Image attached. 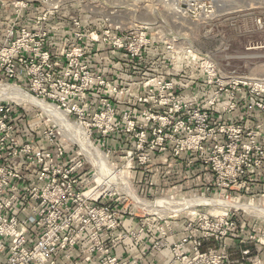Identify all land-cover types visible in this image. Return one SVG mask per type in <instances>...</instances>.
<instances>
[{
  "label": "rangeland",
  "instance_id": "rangeland-1",
  "mask_svg": "<svg viewBox=\"0 0 264 264\" xmlns=\"http://www.w3.org/2000/svg\"><path fill=\"white\" fill-rule=\"evenodd\" d=\"M65 1L77 14L97 24L109 20L122 29L132 27L145 32L148 41L137 56L110 47L115 52L103 64L104 72L87 61L85 49L83 63L78 66L85 67L93 78L83 102L82 121L91 124L89 139L106 157V173H99L95 161L75 142L65 139L59 125L41 109L14 102L20 128L35 133L47 127L57 130L58 144L69 159L79 158L85 164L86 187L95 186L93 180L101 175L111 179L113 172L116 179L107 184L96 182L101 185L99 193L110 195L121 219L155 218L163 224L182 219L184 226L192 224V232L200 237L204 217L216 221L227 214L235 219V230L225 239L205 241L203 249L222 252L219 247L235 235L253 252L242 258L227 247L230 264L236 260L239 264H262L264 218L218 203L264 207V159L254 156L256 151H264V110L257 108L264 107V94L249 93L253 87H264V26L260 29L254 22L261 18L264 23V0H215L216 5L213 0H202L210 5L205 7L208 10L193 9L188 14L184 13L186 0ZM110 74L120 75L122 80L116 82L107 76ZM5 82L0 78V84ZM91 92L96 93L92 100ZM65 98L75 102L70 96ZM65 113L89 135L76 115ZM96 116L97 124L111 120V129L104 133V126L98 128L101 125L93 122ZM221 127L224 132H219ZM142 138L146 144L140 149ZM248 151L251 157H247ZM159 154L172 157V161L163 162L160 173L144 172L141 177L132 173L136 165L147 164L140 163L139 157L149 155L151 161ZM132 155L137 157L133 163ZM142 185L144 189L139 187ZM119 198L121 204H116ZM249 234L260 240L255 248L246 241Z\"/></svg>",
  "mask_w": 264,
  "mask_h": 264
},
{
  "label": "built area",
  "instance_id": "built-area-1",
  "mask_svg": "<svg viewBox=\"0 0 264 264\" xmlns=\"http://www.w3.org/2000/svg\"><path fill=\"white\" fill-rule=\"evenodd\" d=\"M186 1L184 13L187 14L193 9L210 7L202 0ZM68 4L65 0H0V9L9 13L7 19L6 16L0 19V78L6 81L0 85L18 87L32 97L76 115L90 137L91 124L82 121L83 102L94 83L85 67L78 69L85 56L83 42L89 39L116 50L127 49L137 56L148 41L145 32L139 33L132 27L122 29L109 20L96 23L87 32L76 15L68 25L73 40L53 54L47 44L49 18ZM28 12L31 17L26 21ZM254 22L256 27L263 28L261 18ZM214 76L212 71L211 77ZM249 93L264 94V87L258 85ZM65 96L75 102L69 103ZM16 106L12 101L0 100V264H144L146 253L137 259L120 258L116 254L125 235L108 237V234L119 227L121 215L116 206L112 207L110 195L98 192L101 185L95 179V186L86 187L89 181L81 159H69L64 147L58 144L60 134L53 127L42 128L39 133L20 128ZM257 108L264 110L261 106ZM96 118L99 119L96 116L93 122L97 124ZM110 121L97 124L101 125L98 128L104 126L106 133L111 129ZM219 132H224V127ZM38 140L44 147L37 145ZM145 144L142 138L138 147L142 149ZM254 156L264 159V151H256ZM247 157H251L249 151ZM136 158L132 155L130 162ZM138 160L146 164L150 156L143 155ZM115 203L121 204L120 198ZM233 220L227 214L216 221L204 217L200 237L192 232V224H188L184 226L183 238L173 243L169 242L171 228L166 222H159L160 238L150 248L156 252L169 248L172 255L169 264H230L226 245L219 248L222 252L203 246L209 239H225L229 231L235 230ZM140 222V229L128 234L133 242L138 241L144 229L158 223L155 218ZM84 239L87 245L79 247ZM246 241L255 248L260 240L249 234ZM252 252L243 248L240 254L243 258Z\"/></svg>",
  "mask_w": 264,
  "mask_h": 264
},
{
  "label": "crops",
  "instance_id": "crops-1",
  "mask_svg": "<svg viewBox=\"0 0 264 264\" xmlns=\"http://www.w3.org/2000/svg\"><path fill=\"white\" fill-rule=\"evenodd\" d=\"M8 11H4L3 9H0V19L8 17ZM78 16L83 28L88 32L93 29V27L96 25V22L92 21L91 19L86 18L84 15H78L75 10L72 9L71 5H65L58 13L53 15L49 18V29L50 34L48 37V47L53 54H57L60 50H62L64 47L68 45V43L73 40L72 39V30L68 28V25L70 24V21L73 17ZM30 12H28V18H30ZM25 22V20H24ZM27 23V22H25ZM24 24V23H23ZM2 41V34L0 32V42ZM83 46L87 52V61L90 63H93L97 66V71L102 72L103 64H105L108 61V56L111 57L114 56V50L110 48L108 45H104L102 43H95L92 42L89 39H85L83 42ZM112 50V51H111ZM119 54V52H117ZM117 59V58H116ZM120 60V59H117ZM124 62V61H123ZM120 63V62H119ZM104 72V71H103ZM109 78L112 79V77L115 78L116 82L121 81L120 75L118 77H115L114 75L110 74L107 75ZM96 97V93H90L91 100L93 99L92 96ZM248 110H252L249 109ZM25 127V126H24ZM25 131H29L26 127ZM36 138V137H35ZM39 144H37L39 147H44L41 143V141H37ZM170 159L172 161V157H169V155L166 154H159V155H153L151 161H149L145 166L134 167L132 169V173L134 175L142 176L145 172V174H157V171L160 173L161 169H163L162 164L163 162H167ZM164 170V169H163ZM131 172V171H130ZM138 178L137 185H140L141 178ZM143 188L142 186H139ZM138 187V188H139ZM144 189V188H143ZM182 219H174V223L166 222V224L171 228V233L169 234V242H177L180 241L184 234V225L185 222ZM141 220L137 216H129L124 217L120 220L119 227L114 230L110 231L108 234V237H114L115 235L121 233L122 235H125V238L121 245L118 246L116 249V254L120 258L125 259H137L140 257L142 253H146V257L143 259L144 264H169V262L172 259V255L170 253L169 248H165L160 252L153 251L150 246L151 244L158 240L160 238L159 228L158 224L155 223L150 229H144L141 233L138 241L133 242L129 237L128 234L131 231H135L140 229ZM231 237H228L226 239V244L228 249L232 248V253L234 255L239 256L240 251L245 247V242L243 238H239L235 235H230ZM87 245V240L84 239L80 244L79 247H84ZM187 248L189 246H186ZM220 248V247H219ZM263 257V254H261ZM262 264H264V259H261ZM239 264L238 260L234 261L233 264Z\"/></svg>",
  "mask_w": 264,
  "mask_h": 264
},
{
  "label": "bare ground",
  "instance_id": "bare-ground-1",
  "mask_svg": "<svg viewBox=\"0 0 264 264\" xmlns=\"http://www.w3.org/2000/svg\"><path fill=\"white\" fill-rule=\"evenodd\" d=\"M213 4L216 5L215 0H213ZM2 99L3 100H9V101L19 103V104L20 103H23V104L27 103V104L33 105V106L41 109L42 112L49 119H51L56 125L57 124L59 125L60 130H61L65 139H68L72 143L75 142V144L79 145L83 154H85L92 161H95V163L98 166L99 173H101V174L103 172L106 173V171H107L106 165L107 164L105 165V161H104V160H106V157L104 155H102V153L97 148H95L93 146V144L91 143V141L89 139V135L86 134L83 131V129H81V127L79 125H77L74 122L69 121L66 113L63 110L58 109L54 104H50L46 101L32 97V96L28 95L22 89L15 87V86L1 85L0 86V100H2ZM67 119H68V121H67ZM109 175H111V179H109V180H106V178H103V176L101 175V176H99V178L96 177L97 178L96 181H98L99 183L101 182V184H107L108 181L110 182L113 179V177L115 178V175L113 174V172L110 173ZM124 187H127V186L124 185ZM126 189H124V190H126ZM133 200H136V199H133ZM206 202H211V201H206ZM224 202L218 203V205L221 204V205H223V207H228V208L231 207V208L245 210V211H248L250 214H252L256 217L264 218V207H257L255 205H245V204H241V203H237V202H234L233 204L232 203H230V204L224 203ZM161 213H162V211H161Z\"/></svg>",
  "mask_w": 264,
  "mask_h": 264
}]
</instances>
